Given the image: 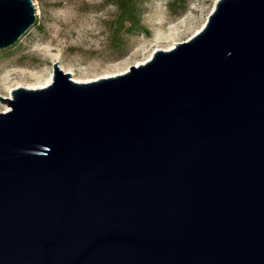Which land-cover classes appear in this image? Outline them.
<instances>
[{
    "label": "water",
    "instance_id": "1",
    "mask_svg": "<svg viewBox=\"0 0 264 264\" xmlns=\"http://www.w3.org/2000/svg\"><path fill=\"white\" fill-rule=\"evenodd\" d=\"M35 22L0 0V51ZM0 101V264H264V0H218L123 74L54 64Z\"/></svg>",
    "mask_w": 264,
    "mask_h": 264
},
{
    "label": "rangeland",
    "instance_id": "2",
    "mask_svg": "<svg viewBox=\"0 0 264 264\" xmlns=\"http://www.w3.org/2000/svg\"><path fill=\"white\" fill-rule=\"evenodd\" d=\"M142 30H118L111 0H32L35 24L11 48L0 51V98L17 88L40 89L53 65L74 82L123 74L157 50L198 33L218 0H132ZM0 101V113L9 111Z\"/></svg>",
    "mask_w": 264,
    "mask_h": 264
},
{
    "label": "trees",
    "instance_id": "3",
    "mask_svg": "<svg viewBox=\"0 0 264 264\" xmlns=\"http://www.w3.org/2000/svg\"><path fill=\"white\" fill-rule=\"evenodd\" d=\"M117 8L118 30L123 29L126 33L142 30L140 16L136 4L132 0H111Z\"/></svg>",
    "mask_w": 264,
    "mask_h": 264
},
{
    "label": "bare ground",
    "instance_id": "4",
    "mask_svg": "<svg viewBox=\"0 0 264 264\" xmlns=\"http://www.w3.org/2000/svg\"><path fill=\"white\" fill-rule=\"evenodd\" d=\"M172 48H173V46L170 47V48H168V49H165V50H170V49H172ZM49 84H50V80H48L47 83H46L43 87H45V86H47V85H49Z\"/></svg>",
    "mask_w": 264,
    "mask_h": 264
}]
</instances>
